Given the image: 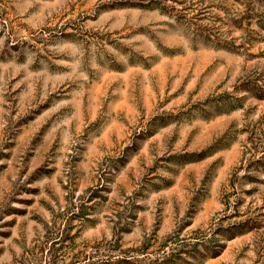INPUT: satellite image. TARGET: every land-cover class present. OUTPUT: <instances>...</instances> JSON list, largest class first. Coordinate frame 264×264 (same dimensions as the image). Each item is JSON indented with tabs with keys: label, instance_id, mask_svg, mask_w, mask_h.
<instances>
[{
	"label": "rangeland",
	"instance_id": "1",
	"mask_svg": "<svg viewBox=\"0 0 264 264\" xmlns=\"http://www.w3.org/2000/svg\"><path fill=\"white\" fill-rule=\"evenodd\" d=\"M0 264H264V0H0Z\"/></svg>",
	"mask_w": 264,
	"mask_h": 264
}]
</instances>
